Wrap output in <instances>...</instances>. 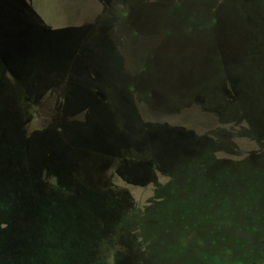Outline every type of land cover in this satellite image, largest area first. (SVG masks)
<instances>
[{"label": "rangeland", "instance_id": "rangeland-1", "mask_svg": "<svg viewBox=\"0 0 264 264\" xmlns=\"http://www.w3.org/2000/svg\"><path fill=\"white\" fill-rule=\"evenodd\" d=\"M82 10L0 0V264H264V119L185 108L264 69V0Z\"/></svg>", "mask_w": 264, "mask_h": 264}, {"label": "trees", "instance_id": "trees-1", "mask_svg": "<svg viewBox=\"0 0 264 264\" xmlns=\"http://www.w3.org/2000/svg\"><path fill=\"white\" fill-rule=\"evenodd\" d=\"M58 1L63 6L61 17L64 20L72 21L83 16L84 0ZM202 8L201 12L204 16L201 19L205 22L207 6ZM201 24L206 25V23H200V26H203ZM207 59L208 62L202 69V76L205 75V77L198 85L200 89L202 88V92L197 91L196 96V93H193L194 97L188 93L186 98L189 103L185 108L191 109L189 105L191 103H201L199 107L214 113L218 123H225L229 118H231L230 121L242 118L243 121L239 127L247 126L252 131L261 130L260 125L255 126L264 119V101L261 100L263 98L261 96H264V81H262L264 69L245 63L243 66H222L220 53L207 54ZM87 81L91 82V77H88ZM209 87L211 91L212 88H216L217 91L213 101H210L209 95L204 91ZM189 89L190 86L188 92Z\"/></svg>", "mask_w": 264, "mask_h": 264}]
</instances>
